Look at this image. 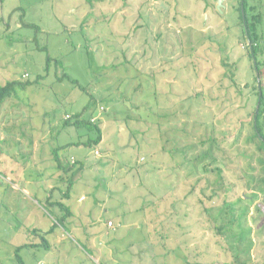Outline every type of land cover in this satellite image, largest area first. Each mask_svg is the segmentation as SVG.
<instances>
[{
	"label": "rangeland",
	"instance_id": "obj_1",
	"mask_svg": "<svg viewBox=\"0 0 264 264\" xmlns=\"http://www.w3.org/2000/svg\"><path fill=\"white\" fill-rule=\"evenodd\" d=\"M240 3L0 0V85L39 76L0 107V264H19L14 249L64 214L49 194L71 215L47 250H19L24 264L264 260V147L252 135L264 0H246L260 17L254 57ZM63 73L95 99L83 117L96 112L98 144L66 145L95 133L62 125L89 102Z\"/></svg>",
	"mask_w": 264,
	"mask_h": 264
},
{
	"label": "trees",
	"instance_id": "obj_2",
	"mask_svg": "<svg viewBox=\"0 0 264 264\" xmlns=\"http://www.w3.org/2000/svg\"><path fill=\"white\" fill-rule=\"evenodd\" d=\"M89 1V0H88ZM241 9L240 6H238V12H239V16H238V20L237 23L241 26V28L243 29V35L245 37V41H246V46L250 52V54L254 57L256 54H261L262 53V48L260 47V35L258 34L257 31V24L259 23L260 17H257L258 15H253V14H248L246 11V0H241ZM242 13V14H241ZM50 58L47 57V62H49ZM259 64H263L262 61L261 63L258 60L254 61V70H255V76L254 78V82L256 83V96H258L259 99V103H258V108L257 111H253V122H252V135L253 137H255L258 142L260 143V145H262V147H264V131L262 132V129L260 127V125L263 126V121H264V108H263V86H264V82H263V76H264V68L263 66H259ZM252 67V66H251ZM232 77V76H231ZM39 76H37L33 81H19V80H7L4 84L0 85V107L2 105V103L5 101V99L7 97H9L11 94L15 93L17 91V89H21L24 90L26 87H28L29 85L35 83L38 81ZM59 78H66L68 79L70 82H72L73 84H75L76 86H78V88L83 91L86 92L89 95V102L81 109L80 112L72 115H66L68 116L67 119H64L63 124L64 126H74L75 128H82L85 127L86 129H88L89 131H93L95 133V136L93 137H89L86 139V141L80 142V141H76V142H70L66 145H77L79 143H85L86 145H92V144H98V142L101 140V129L99 127V124L97 123L96 119L94 120L92 118V120H94L93 122H90V118L94 116V114L96 113L94 110L92 112H90L89 116L87 118L83 117V113L89 109L90 105L93 106L95 105V99L93 97L92 94H90L87 91V86L82 87L81 85H79V83L74 80L71 79L70 77H68L65 73L61 74V76ZM95 109V108H94ZM70 117V118H69ZM64 148V146L61 147H57V148H53L52 149V153H53V161H56V166L57 168H63L60 165V162L58 160V152ZM82 162L80 160H74L73 162H71V164L69 165L68 168H65L64 173L67 174V178L66 180L68 181V186L66 188V192L63 194V196L68 197V193H69V189L71 186V176H73L78 170H80L81 166H82ZM47 197H51L50 194L47 195ZM46 197L45 199V203L47 205H49L50 207L53 206H57L59 208H61L64 211V214L55 220V223H53L51 226H49V228L45 231V232H39L37 233V229H32V233L34 234H38L39 237V241L38 242H34V243H23L19 246H17L14 249V255L15 258L17 260V262L19 264H24L22 258L19 255V250L22 248H31V247H35V248H43L45 250L48 249L49 247V243L46 240L45 235L52 232V230L54 229V227L58 224L61 223V220L65 221V217L70 216L71 212L69 210V207L65 206L63 203L59 202L58 200H50ZM48 199V200H47ZM261 210L264 211V204L261 205ZM243 264V263H241ZM260 264H264V260L260 263Z\"/></svg>",
	"mask_w": 264,
	"mask_h": 264
},
{
	"label": "water",
	"instance_id": "obj_3",
	"mask_svg": "<svg viewBox=\"0 0 264 264\" xmlns=\"http://www.w3.org/2000/svg\"><path fill=\"white\" fill-rule=\"evenodd\" d=\"M219 2H220V1H219ZM219 2H218V3H219ZM258 103H259V99H258L257 102H256L255 111H257Z\"/></svg>",
	"mask_w": 264,
	"mask_h": 264
},
{
	"label": "crops",
	"instance_id": "obj_4",
	"mask_svg": "<svg viewBox=\"0 0 264 264\" xmlns=\"http://www.w3.org/2000/svg\"><path fill=\"white\" fill-rule=\"evenodd\" d=\"M62 150V149H61ZM58 160H59V157H58Z\"/></svg>",
	"mask_w": 264,
	"mask_h": 264
}]
</instances>
